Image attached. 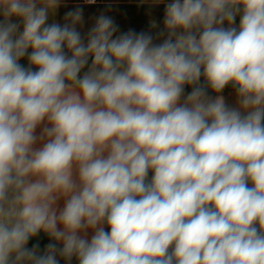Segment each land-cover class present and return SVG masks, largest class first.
I'll return each mask as SVG.
<instances>
[{
    "label": "clouds",
    "instance_id": "obj_1",
    "mask_svg": "<svg viewBox=\"0 0 264 264\" xmlns=\"http://www.w3.org/2000/svg\"><path fill=\"white\" fill-rule=\"evenodd\" d=\"M60 3L0 0V264H264V0H173L158 45Z\"/></svg>",
    "mask_w": 264,
    "mask_h": 264
},
{
    "label": "crops",
    "instance_id": "obj_2",
    "mask_svg": "<svg viewBox=\"0 0 264 264\" xmlns=\"http://www.w3.org/2000/svg\"><path fill=\"white\" fill-rule=\"evenodd\" d=\"M173 2V0H162V2H157V0H101L100 3L97 4H86L83 0H61L60 6L56 9L54 15H50L48 24L53 22L59 23L63 25L65 23V14L69 11H74L77 8L83 9V20L81 24L77 25V30L81 32L82 37L85 39V43L87 42L86 37L89 30L95 25L96 19L101 15L110 16L116 25H118V30L114 34V38L116 35H120L122 33L128 32L129 30H134L138 33H145L147 35H151L153 40L152 43L154 45L162 44L165 39L168 38V32L164 26V16H165V6L168 3ZM242 11L237 13L235 23L232 25L233 27L239 28L240 19H241ZM12 22H15L20 25L18 29V33L23 30L22 22L16 18L12 17ZM4 20V17L0 15V22ZM223 27L227 28L229 25L225 22ZM162 33V34H161ZM175 38L173 37V40ZM31 52V49L28 50ZM65 52L68 56L71 55L67 49ZM19 63L25 68L31 67L29 65L27 54L25 57L19 60ZM91 66V58H89L88 65L82 69L80 76L82 77L85 72L88 71ZM32 70L35 71L34 67ZM202 87L206 92L207 98L214 100L218 95L214 92L210 86H208L206 79L201 76L200 81L197 85H185L184 93L181 96L179 104H183L187 95L193 90L194 87ZM224 98V102L227 107L232 109H237L241 111L242 115H246L247 113L240 108L239 98L237 94V90L231 85H227L222 93H219ZM264 123V121H262ZM47 125V122H43L40 126L35 130V135L38 137L34 148H41L43 146L44 141L40 140L39 137L43 132V128ZM50 126V125H47ZM249 187H251V183L249 182ZM64 205V200L61 199L58 202V208H62ZM62 227V226H60ZM106 231H110L108 226L104 225ZM41 233L50 237L45 232L41 231ZM81 235H85V233H80ZM92 235H94V230L89 229L86 233V238L90 241ZM51 238V237H50ZM53 243H57L58 247H62V242H56L51 238Z\"/></svg>",
    "mask_w": 264,
    "mask_h": 264
},
{
    "label": "rangeland",
    "instance_id": "obj_3",
    "mask_svg": "<svg viewBox=\"0 0 264 264\" xmlns=\"http://www.w3.org/2000/svg\"><path fill=\"white\" fill-rule=\"evenodd\" d=\"M153 175H154V172L150 170L146 178V182H150ZM49 243H53L51 238L40 232L36 236L31 237L29 239L26 247L31 249L33 248L34 245L38 244L39 247L36 249V251L38 254L42 255L46 251V246ZM170 251H171V248H170ZM57 259L59 260V264H79L78 259L75 256L72 257L71 261H67L63 257H60L59 255L57 256Z\"/></svg>",
    "mask_w": 264,
    "mask_h": 264
},
{
    "label": "built area",
    "instance_id": "obj_4",
    "mask_svg": "<svg viewBox=\"0 0 264 264\" xmlns=\"http://www.w3.org/2000/svg\"><path fill=\"white\" fill-rule=\"evenodd\" d=\"M83 2L86 3V0H83ZM100 2H101V0H96V2L94 4H97V3H100ZM86 4H88V3H86Z\"/></svg>",
    "mask_w": 264,
    "mask_h": 264
}]
</instances>
